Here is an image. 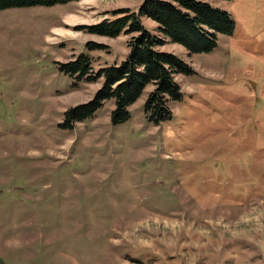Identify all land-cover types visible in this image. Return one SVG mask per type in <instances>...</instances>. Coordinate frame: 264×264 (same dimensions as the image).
Instances as JSON below:
<instances>
[{
	"label": "rangeland",
	"instance_id": "obj_1",
	"mask_svg": "<svg viewBox=\"0 0 264 264\" xmlns=\"http://www.w3.org/2000/svg\"><path fill=\"white\" fill-rule=\"evenodd\" d=\"M204 1L233 30L208 52L160 47L193 72L176 75L159 122L144 111L151 86L123 122L113 99L66 117L103 79L61 66L119 63L130 34L88 26L142 0L0 10V264H264V0Z\"/></svg>",
	"mask_w": 264,
	"mask_h": 264
},
{
	"label": "trees",
	"instance_id": "obj_2",
	"mask_svg": "<svg viewBox=\"0 0 264 264\" xmlns=\"http://www.w3.org/2000/svg\"><path fill=\"white\" fill-rule=\"evenodd\" d=\"M73 0H0V10L34 5L51 6ZM118 12H125L118 11ZM141 17L156 24V33L148 30ZM234 27L226 10L211 6L204 0H142L137 12L122 14L114 19H103L88 26L97 35L116 37L130 34L128 51L119 62L101 67L94 74L85 55L63 64L62 70L88 81L102 78L100 88L91 100L66 111L69 122L92 114L107 99H113L111 121L119 123L129 117L128 107L151 86L144 102L149 119L159 122L170 115L168 103L181 97L177 74L193 72L190 65L173 53L160 49L170 41L189 52L203 53L212 50L216 35L229 34Z\"/></svg>",
	"mask_w": 264,
	"mask_h": 264
}]
</instances>
